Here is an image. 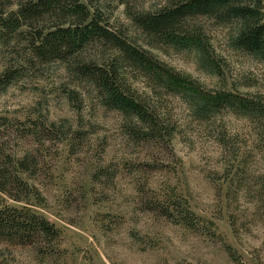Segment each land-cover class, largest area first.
Segmentation results:
<instances>
[{"label":"rangeland","instance_id":"1","mask_svg":"<svg viewBox=\"0 0 264 264\" xmlns=\"http://www.w3.org/2000/svg\"><path fill=\"white\" fill-rule=\"evenodd\" d=\"M24 1L0 0V11H15ZM90 1L110 30L146 49L177 75L176 82L189 80L203 92L264 95V64L231 51L224 28L199 21L221 67L210 74L193 53L148 46L128 17V10L154 11L166 0H127V6ZM43 25L49 27L50 19ZM28 38L22 33L0 40V157L30 155L36 168L23 179L32 194L18 203L1 197L0 205L40 215L59 238L41 246L2 243L0 264H264V227L249 218L234 234L220 193L226 149L218 144V130L227 132L229 151L248 156L251 169L259 167L249 154L247 122L224 112L215 126L200 122L179 97L156 92L151 80H134L136 72L128 70L134 93L174 129L171 138L138 142L121 115L103 108L96 92L61 62L35 58ZM107 52L90 55L103 60ZM8 73L15 80L3 87ZM178 211L192 213L194 226L163 214Z\"/></svg>","mask_w":264,"mask_h":264},{"label":"trees","instance_id":"2","mask_svg":"<svg viewBox=\"0 0 264 264\" xmlns=\"http://www.w3.org/2000/svg\"><path fill=\"white\" fill-rule=\"evenodd\" d=\"M111 1L127 6V0ZM101 14L99 5L90 0H25L15 11H0V40L29 33L27 42L35 58L42 63L61 62L76 81L96 92L103 108L121 115L128 134L138 142L171 138L174 129H169L146 98L134 93L126 77L128 70L136 72L134 80H151L156 85L154 89L158 88L156 92L179 97L189 114L200 122L215 126L223 112L247 122L249 154H254L259 167L251 169L248 156L229 151L227 132L218 130V144L226 149L220 193L234 234L250 222L249 218L264 227V95L245 96L227 90L203 92L189 80L176 82L175 73L157 63L146 49L110 30ZM127 14L148 38V46L164 45L193 53L198 65L210 74L221 67L199 23L202 19L226 30L225 41L231 51L264 64V0H166L154 11L128 10ZM46 18L51 21L49 27L43 25ZM89 51L110 54L98 60ZM14 80V74H5L3 87ZM34 168L36 162L29 154L14 160L0 157V200L6 197L18 203L29 197L32 193L23 175ZM242 204L245 207L241 211ZM163 214L176 217L180 224H195L190 212ZM58 238L59 231L40 215L26 208L0 205V244L41 246L43 241L53 243ZM226 251L234 259L231 248L227 246Z\"/></svg>","mask_w":264,"mask_h":264}]
</instances>
